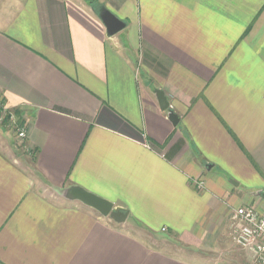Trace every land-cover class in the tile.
I'll return each instance as SVG.
<instances>
[{"label": "crops", "instance_id": "obj_1", "mask_svg": "<svg viewBox=\"0 0 264 264\" xmlns=\"http://www.w3.org/2000/svg\"><path fill=\"white\" fill-rule=\"evenodd\" d=\"M95 1L121 30L87 0H0V107L26 127L23 154L0 130V264H202L63 192L195 247L264 207V0Z\"/></svg>", "mask_w": 264, "mask_h": 264}, {"label": "rangeland", "instance_id": "obj_2", "mask_svg": "<svg viewBox=\"0 0 264 264\" xmlns=\"http://www.w3.org/2000/svg\"><path fill=\"white\" fill-rule=\"evenodd\" d=\"M0 107V130L5 131V135L7 136V132H10V146L12 151H15V144L17 151L19 154H23L26 152V148L24 147L23 139H18L16 135V129L19 127L17 119L15 116L9 117V119L4 120L6 112H3ZM256 182V181H255ZM132 227L140 228L143 230V238L147 240L150 244H154L159 246L164 251L174 252L178 256L182 257H191L192 254L196 256V261L202 259V264H248V257L244 251H242L234 242L232 238V210L229 212V216L226 219V225L224 227V231L219 233L218 235L213 236L211 238V242H209V246H211L214 242L215 244L212 247L208 246H189L188 244L181 241L180 237L172 232L167 231H159L158 233L148 232L142 227L135 225L134 222H131ZM137 229L132 228V234L141 235V233H137ZM146 232V233H145Z\"/></svg>", "mask_w": 264, "mask_h": 264}, {"label": "built area", "instance_id": "obj_3", "mask_svg": "<svg viewBox=\"0 0 264 264\" xmlns=\"http://www.w3.org/2000/svg\"><path fill=\"white\" fill-rule=\"evenodd\" d=\"M2 110L6 112L5 108ZM16 135L18 139L25 138V124L17 127ZM232 227L233 242L246 253L248 264H264V207L245 205L233 208Z\"/></svg>", "mask_w": 264, "mask_h": 264}, {"label": "water", "instance_id": "obj_4", "mask_svg": "<svg viewBox=\"0 0 264 264\" xmlns=\"http://www.w3.org/2000/svg\"><path fill=\"white\" fill-rule=\"evenodd\" d=\"M99 18L106 28V33L110 36L118 32L124 26V23L107 9L99 12ZM156 98L161 110L168 111V119L176 125L179 121L178 116L171 110H168L169 103L161 90L155 91ZM63 194L70 200H77L87 207L97 211L103 217H110L115 222H125L128 218V211L113 202L100 197L79 186H71L64 190Z\"/></svg>", "mask_w": 264, "mask_h": 264}, {"label": "trees", "instance_id": "obj_5", "mask_svg": "<svg viewBox=\"0 0 264 264\" xmlns=\"http://www.w3.org/2000/svg\"><path fill=\"white\" fill-rule=\"evenodd\" d=\"M87 2H89L90 5H92L94 9H96V10H98V11L102 10V6H100V5L97 3V1H95V0H87ZM6 115H7V113H6ZM8 117H11V115H10V116L8 115ZM18 125H19V126H22L23 123L20 122ZM128 221H130V222H134L136 225H138V226L144 228V225H143L142 223H140L139 221H137L134 217L129 216V217H128ZM168 232H171V231L168 230Z\"/></svg>", "mask_w": 264, "mask_h": 264}]
</instances>
